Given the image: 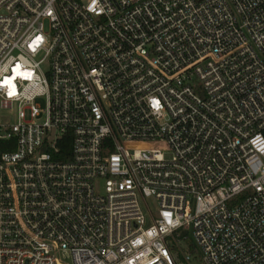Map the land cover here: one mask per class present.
<instances>
[{
	"label": "built area",
	"instance_id": "1",
	"mask_svg": "<svg viewBox=\"0 0 264 264\" xmlns=\"http://www.w3.org/2000/svg\"><path fill=\"white\" fill-rule=\"evenodd\" d=\"M0 110V264H264V0H0Z\"/></svg>",
	"mask_w": 264,
	"mask_h": 264
},
{
	"label": "rangeland",
	"instance_id": "2",
	"mask_svg": "<svg viewBox=\"0 0 264 264\" xmlns=\"http://www.w3.org/2000/svg\"><path fill=\"white\" fill-rule=\"evenodd\" d=\"M37 104H39L40 106L43 105L41 102H39ZM9 116H11V113H9L6 110H0V120L3 119V118L9 117Z\"/></svg>",
	"mask_w": 264,
	"mask_h": 264
},
{
	"label": "trees",
	"instance_id": "3",
	"mask_svg": "<svg viewBox=\"0 0 264 264\" xmlns=\"http://www.w3.org/2000/svg\"><path fill=\"white\" fill-rule=\"evenodd\" d=\"M7 149V147H5V146H3V145H0V151H4V150H6Z\"/></svg>",
	"mask_w": 264,
	"mask_h": 264
}]
</instances>
